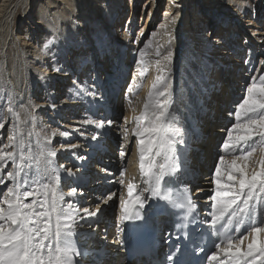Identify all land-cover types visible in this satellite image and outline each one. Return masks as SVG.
I'll list each match as a JSON object with an SVG mask.
<instances>
[{"label": "bare ground", "instance_id": "6f19581e", "mask_svg": "<svg viewBox=\"0 0 264 264\" xmlns=\"http://www.w3.org/2000/svg\"><path fill=\"white\" fill-rule=\"evenodd\" d=\"M141 1L0 0V104L4 102L6 105V109H3V116L0 115V123H3L5 127L0 129V144L9 142L8 137L13 135L15 127L17 140L25 146V150L28 147L33 152L40 148L56 150L59 153L54 158L53 167L63 165L74 172L78 171L80 175L83 170L87 169L83 168L82 162L78 163L74 159L75 156L79 155L80 160L87 159L89 163L87 151L95 150L96 141H101L99 138L92 139L96 135V125L94 123L84 124L83 121L91 119L99 123L102 121V115L106 117L103 120L106 127L109 126L106 121H109L111 117V121H114L108 128L112 136L109 139L105 138L103 143L107 144V148L112 149L116 142L118 148L116 147L112 153L119 152L120 155L112 156L111 159L116 158V161L106 167L108 176L97 181L95 179L99 185L84 186L85 194H89L88 197L83 199L84 194L80 196V200L73 201L74 203L79 202L78 206L81 209L90 207L89 211H95L98 204L100 210L104 207V211L95 216L93 220L80 221V216L77 217L79 221L77 230L81 232L79 239L87 245L83 257L86 264H130L128 261L121 260L118 241L111 240V237L118 233L116 225H119L122 218V204L129 199L136 200L137 197L149 204L154 203L149 193L143 191L148 186V177L145 175L148 164L146 161L144 169L141 168L140 151L136 137L133 135L137 122L133 117L143 112L148 92L158 74L157 67L164 66L165 69L169 67L166 63L171 60L164 59L168 52L173 53L171 59H173L175 68L170 70L171 72L164 71L163 75L172 82L173 118L176 126L183 130L185 141L183 146H178L177 154L182 158L187 156L188 161L194 162L189 164L190 170L202 178L200 183L199 179L197 181V189L202 194L198 202L205 205L212 202L210 197L214 192L213 171L219 156L225 155L226 159L232 158L222 150V144L228 131L224 129V122L222 121L219 126L206 125V122H209L210 116H220L223 98L231 93H237V90V95L244 96L246 86L251 83V78L256 77L258 83L259 77L264 75V2L261 3L259 0H202L197 11L202 12L203 18L197 14L195 17L199 23H203V26L200 25L199 32L190 33L186 27L179 30L181 15L185 13L184 20L190 17V13L185 12V7L181 2L175 0L173 3L172 0H167L168 2L163 4L161 0H146L144 4L150 5L148 15L135 20L137 13L140 12L137 10ZM217 5L223 9L218 12L220 15H225V18L235 13L242 15L241 22L244 30L241 31L237 23H230V18L220 21L221 18L219 16L216 18L214 13L210 16L208 12H212L214 9L212 7ZM161 6L164 8L160 16L154 18V10ZM225 10L232 11L225 12ZM210 19H213L218 26L216 32H213L211 28L207 29L212 23ZM102 43H107L105 48L111 50V54L105 58V61L100 54ZM231 43L239 48H245V51L247 49L249 51L247 59L243 58L242 52L234 54L230 51ZM3 47L7 48L5 52L7 56L3 53ZM69 51L72 54H64ZM59 52H64L61 54L63 56L61 60L57 58ZM86 58L89 64L84 66L83 61ZM132 59L137 61V65H134V70L131 72ZM157 61L161 62L160 65ZM208 62L214 64L212 69L206 66ZM254 64L256 65L252 69ZM187 66L192 69V75ZM117 67H122V77L119 73L116 74ZM145 69L149 71L146 75ZM127 70L130 74L125 84ZM141 72H144V75H141ZM203 74L207 76L206 81ZM185 78L188 81L186 86L183 85ZM195 78L202 82V87ZM99 80L101 87L104 82L103 90L111 94L108 97L112 102L109 113H106L109 101L107 100L108 103L101 105L98 109L96 104L101 101H98L97 96L94 98L91 95L93 93L91 90L93 88L96 90L95 83H99ZM234 82L237 83L236 90L233 88ZM123 84L126 86L121 97V94H118L119 85ZM129 88L133 91L129 92ZM6 89L7 97L2 100ZM96 93L100 92L96 91ZM77 94L81 97H76ZM126 95L128 96L127 101ZM184 96L187 101L183 102ZM81 98L88 99V101L81 102ZM9 101L14 110L21 113V120L25 121L24 123L16 124L14 117L8 111L6 112ZM198 103L199 107H197ZM114 104L116 109L113 111ZM237 104L238 102L231 101L233 110ZM50 105L60 113L63 112L59 123L49 120V117L55 114V110L51 111V108H46ZM29 107H31L34 120H27L24 110ZM45 109L51 111L46 115L47 117H45ZM183 111H188V113L184 114ZM197 113L204 117L197 119ZM227 113H222V120ZM96 114H98V119H96ZM189 116L194 120V124H190ZM39 121H42L40 125ZM234 122H231V125ZM33 124L35 131L41 133L39 144H37L38 138L35 135L28 136ZM193 125L203 129L207 136L193 139V134H196L192 129ZM44 128L49 129V133L57 131L56 138L50 139L47 144L43 140L46 135ZM125 129L128 130L127 137L124 136ZM101 130L98 132H102ZM63 132H67L68 135H60ZM219 133L222 135L218 139L216 137ZM8 150L18 151L16 148ZM202 152L205 155L201 164L197 162V157ZM261 155H264V152L259 151L257 160ZM161 161H163L162 158H157L156 162L161 163ZM11 168L12 165L9 162L4 174ZM122 172L123 177H121ZM90 174L91 178L97 177L94 172ZM31 179H38V177L29 178L30 183ZM120 179H123V184L119 183ZM130 185L132 186L131 197L129 196ZM71 186L76 187L75 184ZM4 190L5 186L0 185V192ZM68 190L70 189L64 188V191ZM112 193L115 195L107 199ZM91 196L96 197L87 204ZM117 205L119 211L116 210ZM163 224L168 226L165 219H163Z\"/></svg>", "mask_w": 264, "mask_h": 264}, {"label": "snow or ice", "instance_id": "6c2138e0", "mask_svg": "<svg viewBox=\"0 0 264 264\" xmlns=\"http://www.w3.org/2000/svg\"><path fill=\"white\" fill-rule=\"evenodd\" d=\"M172 55L169 51L164 59L170 61ZM160 63L157 61L158 65ZM172 88V82L165 75H157L143 112L133 117L137 122L133 135L140 151L141 168L144 169L146 161L148 164L145 171L148 186L143 191L152 199L182 210L181 226L187 229L188 224L196 222L197 214L190 191L183 189V198L177 202L171 187L172 179L181 171L182 161L177 148L185 143L183 130L176 126L173 118ZM132 91L129 88V92ZM91 95L95 98L96 93ZM7 111L16 124L25 122L11 101L7 104ZM24 111L27 120H34L31 107ZM230 115L234 116L235 122L227 131L222 150L232 158L219 156L214 169L211 211L207 219L199 221L200 225L211 230L209 236L215 237L210 255H206L205 260L211 264H264V155L254 159L258 149L264 152V75L259 77L258 83L256 77L251 78L246 94ZM83 123L96 122L86 119ZM107 124L111 126L112 121H107ZM96 127L104 128L105 122L100 121ZM2 128L4 124L0 123ZM33 135L39 144L41 133L35 131L34 124L28 133L29 137ZM56 135L55 132L51 134L52 137ZM60 135L67 136L68 133ZM127 135L128 130L125 129L124 136ZM98 136L99 133L92 139ZM43 139L47 144L51 137L44 136ZM8 141L0 144V185L5 186V190L0 192V264H84L87 245L79 239L81 232L77 230V217L84 220L97 216L99 204L95 211H89L88 208L81 209L79 202H73L84 195L81 177L78 171L63 165L53 167L56 150L40 148L33 152L30 147L25 150L17 140L15 127ZM14 148L18 151L8 150ZM157 158H162L163 162L157 163ZM9 162L12 168L4 174ZM32 177L38 179H31L30 183L29 178ZM119 183L123 184V179ZM72 184H77L79 190ZM66 187L70 190L64 191ZM113 195H108L107 199ZM122 207V221L143 219L140 212L144 201L139 197L129 199ZM185 235L201 252L205 251L197 243L203 238L202 232L193 228ZM179 252L177 248L166 259L171 264H181Z\"/></svg>", "mask_w": 264, "mask_h": 264}, {"label": "rangeland", "instance_id": "374dc122", "mask_svg": "<svg viewBox=\"0 0 264 264\" xmlns=\"http://www.w3.org/2000/svg\"><path fill=\"white\" fill-rule=\"evenodd\" d=\"M145 1L146 0H142L141 1V3H139V9L137 10V11H140L139 13H137V17L135 18V20H140V18H142L143 16H147L148 15V9H149V7H150V5H148L147 6V4H144L145 3ZM161 1H163V4H165L166 2H168L167 0H161ZM178 2H181L182 3V5L185 7V12H188V13H190V17H188L187 18V20H184L185 19V13L183 14V16L181 15V17H182V19H181V21H180V25L181 26H179V30H183V29H185V27L187 28V29H189V31H190V33H195V32H199L198 30L200 29V27L201 26H203V23H199L197 20H196V15L195 14H197L198 16H200L201 15V18H203V14H202V12H200V11H197V7H198V5L199 4H201L202 3V0H177ZM261 3H263L264 2V0H259ZM172 2L174 3L175 2V0H172ZM190 2V3H189ZM201 2V3H200ZM187 3V4H186ZM220 4L222 3V2H219ZM209 4H210V2H209ZM217 4H218V2H217ZM220 7V6H219ZM218 7V5L217 6H213L212 8H214V9H216V10H212V12H208V14L211 16V15H213V13H214V15H216V18H217V16H219L221 19H220V21L222 20V19H224V20H229V19H227V18H230L231 19V21H230V23H237L238 24V27H239V29L241 30V31H243L244 29H243V23L241 22V16L242 15H240L239 13H235L234 15H232L231 17L230 16H226V18H225V15H220L219 14V12L218 11H220L222 8H219ZM163 6H161L160 8H157L156 10H154V18L155 17H158V16H160V14H161V12H162V10H163ZM196 8V9H195ZM190 10V11H189ZM223 10V9H222ZM147 11V12H146ZM228 11H232V10H225V12H228ZM30 12V11H29ZM233 13V12H232ZM147 14V15H146ZM157 14V15H156ZM236 15V16H235ZM208 16V15H207ZM134 20V21H135ZM211 21H212V23L208 26V30L211 28L212 30H213V32H216V30H217V28H218V26H216L217 24H215V22L213 21V19H210ZM185 21V22H184ZM197 23V24H196ZM201 25V26H200ZM194 28V29H193ZM207 30V31H208ZM148 32V31H147ZM213 32H211L212 34H213ZM210 33V32H209ZM241 33V32H240ZM138 34V33H137ZM134 37V36H133ZM241 39H243V37L241 36ZM240 39V40H241ZM190 43V42H189ZM188 43V44H189ZM232 44V43H231ZM108 44L107 43H102V50H101V53L100 54H102V58H103V60L105 61L106 59L105 58H107L108 57V55L109 54H111L110 52H111V50H110V48L108 49V48H105L106 46H107ZM112 48V47H111ZM221 48H223V47H221ZM236 48H237V50H236ZM234 51H236L237 53H234V54H240V52H242L243 53V50L245 51V48H239L238 46H235L234 47ZM243 49V50H242ZM6 50H7V48L5 49L4 47H3V53H4V55H5V52H6ZM127 51H126V53H128V49H126ZM182 50V49H181ZM209 51H212V50H209ZM247 52V51H246ZM64 52H59V53H57V58H59V60H61L62 58H63V56L61 55V54H63ZM117 52H115V54H116ZM58 54H59V56H58ZM64 54H72V52H65ZM114 54V53H113ZM118 54V53H117ZM244 54H246V53H244ZM5 56H7V54L5 55ZM189 59H190V57H189ZM66 61V60H65ZM173 59H171V62H167L166 64L169 66L166 70H173L175 67V64H173ZM68 63V62H67ZM172 63V64H171ZM215 63V62H214ZM60 64H62V63H60ZM83 64H84V66H86V65H88L89 64V60L86 58L84 61H83ZM132 64H133V68H131V72L134 70V65H137V61H135V59H132ZM206 66H208L209 68H211L212 69V66H214V64L213 63H210V62H208L207 63V65ZM101 67V66H100ZM155 67H157L156 65H155ZM122 68V67H121ZM121 68L120 67H117L116 68V70H115V72L116 71H118L116 74H118L119 73V75L121 76L122 75V72H121ZM161 68H163V69H165V67L164 66H158L157 67V71H158V74L157 75H163V74H165V72H161L160 70H158V69H161ZM172 68V69H171ZM101 69H102V67H101ZM187 69L189 70V73H190V75H192L193 73H192V69H190L189 68V66H187ZM130 72V71H129ZM127 73L126 74V76L128 75V74H130V73ZM171 72V71H170ZM240 72V71H239ZM241 72H243V70H241ZM147 73H149V71H146L145 72V75L147 74ZM204 73H205V71H204ZM132 76H133V74H131ZM122 77V76H121ZM146 77V76H145ZM157 77V76H156ZM203 77H204V80L206 81V78H207V76H205V74H203ZM129 78V77H128ZM128 78H127V80L125 81V84H127V82H128ZM156 79V78H155ZM195 80L196 81H198L196 78H195ZM155 81V80H154ZM153 81V82H154ZM100 80H99V83H95V86H96V90L93 88L92 90H91V92H95L96 93V91H98V92H100L99 94H97L96 93V96H97V98H98V101L100 100L101 102H99V103H97L96 104V107L99 109V106H101V105H103V104H105V103H108V101H109V99H108V97L111 95L110 94V92L109 93H106L104 90H103V86H104V82H103V86L101 87L100 86ZM198 83H202L201 81H198ZM50 84V83H49ZM188 84V81L186 80V78H185V80L183 81V85H187ZM92 85H94V84H92ZM126 85H122V86H120L119 85V89L121 88L122 89V87H123V90H124V87H125ZM200 87H202V86H200ZM207 87H209L208 85H207ZM206 87V88H207ZM122 90V91H123ZM126 91H127V89H126ZM7 93H8V91H7V89L6 90H4V92H3V96L4 97H2V100L3 99H6V97H7ZM101 95V96H100ZM76 97H81V96H79L78 94H77V96ZM101 97H103V98H101ZM88 98V97H87ZM104 99V100H103ZM81 100V102H84V101H88V99L87 100H83L82 98L80 99ZM108 100V101H107ZM184 100H185V96L183 97V102H184ZM98 101H96V102H98ZM104 103H103V102ZM85 102V103H86ZM126 102V101H125ZM111 103L112 102H110L109 101V105L107 106V108L108 109H106L107 110V112L109 113L110 111H109V107L111 106ZM127 104H128V102H127ZM185 104V103H184ZM3 107H2V106ZM181 105H183V103H181ZM5 106L6 105H4V102L2 103V104H0V115L1 116H3V114H4V111H3V109H6L5 108ZM112 108H113V111L116 109V106H115V104L112 106ZM182 108V107H181ZM93 110H94V107H93ZM6 112H7V110H6ZM183 112H185V111H183ZM97 113H99V110H97ZM186 113V112H185ZM88 114V113H87ZM96 116H97V118L96 119H98V114H96ZM44 117V116H43ZM107 117L109 118V116L107 115ZM102 121L106 118V117H104L103 118V115H102ZM43 119V118H42ZM68 119H71V118H68ZM40 120V119H39ZM109 120H111V118L109 119ZM107 122V121H106ZM114 121H112V123H113ZM42 123V121L40 122L39 121V125ZM97 123H94V125H96ZM60 125V124H59ZM5 128V127H4ZM109 128V126H105L104 128H102V130H105V129H108ZM99 130H101V128H96V134L97 133H99V139L101 140V139H105V138H107V139H109L108 138V136L107 135H104V133L103 132H98ZM119 131H120V129H119ZM53 132H55V131H53ZM53 132H51V133H53ZM77 132V131H76ZM51 133H49V134H47L46 136H49V137H51V139L53 138H56V136H54V137H52L51 136ZM55 133H57V131L55 132ZM103 133V134H102ZM88 134V133H87ZM90 134H92V133H90ZM102 134V135H101ZM227 137V136H226ZM226 137H225V139H226ZM97 138V139H98ZM89 141V140H88ZM87 142V141H86ZM94 145V144H93ZM93 147V146H92ZM259 151H261L260 149H258L257 150V155L256 154H254V159H256L257 160V157H258V154H259ZM227 157V156H226ZM147 170V169H146ZM144 171V170H143ZM213 175H214V171H213ZM144 176V173L142 174V177ZM140 180H141V178H140ZM199 181H202V178L200 177L199 178ZM200 183V182H199ZM89 195L87 194V195H84L83 196V199L84 198H86V197H88ZM85 201V200H84ZM116 210H118L119 211V207H118V205H117V207H116ZM118 214V213H117ZM116 214V215H117ZM115 215V216H116ZM116 217H118V215L116 216Z\"/></svg>", "mask_w": 264, "mask_h": 264}]
</instances>
